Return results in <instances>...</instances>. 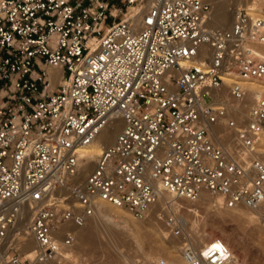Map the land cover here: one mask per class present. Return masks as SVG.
<instances>
[{"label": "built area", "instance_id": "built-area-1", "mask_svg": "<svg viewBox=\"0 0 264 264\" xmlns=\"http://www.w3.org/2000/svg\"><path fill=\"white\" fill-rule=\"evenodd\" d=\"M210 14L207 0H0V247L24 209L35 242L2 264H100L72 261L73 227L98 202L143 219L162 191L264 221V90L241 113L215 93L228 63L264 82V19L240 3L209 28ZM228 91L242 102L238 82ZM118 120L86 168L82 148ZM172 233L182 262L147 264L233 262L220 237L197 247L181 224Z\"/></svg>", "mask_w": 264, "mask_h": 264}, {"label": "bare ground", "instance_id": "bare-ground-1", "mask_svg": "<svg viewBox=\"0 0 264 264\" xmlns=\"http://www.w3.org/2000/svg\"><path fill=\"white\" fill-rule=\"evenodd\" d=\"M207 1L211 4V6H213L214 9V11L210 14L209 20L207 21V26L209 28H225L227 24L229 25L231 23V19L233 16L232 15L233 9L229 11V4H230L229 0H207ZM232 3L234 7L236 5H239L240 3H242L243 5H248L253 10V13L256 16L264 19V0H232ZM262 55L264 56V53ZM194 62L195 61L191 63L193 64ZM221 77L223 78V86L219 90H216L215 93L216 94L218 93L221 96V98L224 100L226 105L232 107L233 109H236L238 112L240 111V113L243 112V110L246 109L249 105L253 104L256 97L258 96V93L264 90V82L255 79L240 78L233 70L232 65L230 63L226 64L225 69L221 74ZM232 82H238L241 85V87L245 90V96L242 102L235 101L230 97L228 93L229 92L228 86ZM121 124L122 122L120 120L114 123H110L97 135V137L91 143H89L88 145L82 148L81 153L82 156L85 157L86 168L94 166V161L96 160L97 156L100 154L103 146L110 145L114 142L115 136L119 131ZM222 126L224 125L221 124L214 125L213 132L215 134L221 135L222 137L221 141L223 144L230 146L231 148H235L236 145L234 143L233 134L226 127H222ZM175 199H177L175 196L162 191L160 193L157 202H155L151 206L148 215L143 219L146 221V223L148 221L151 224L152 230H155L156 233L159 234L160 239L168 240L169 245L166 246L165 249H163V252L166 255L163 256L164 257L166 256V259L168 261L174 262L173 258L177 253V256L179 257V263H181L182 258L179 251L180 246L177 247L176 245H174L173 242L179 241V243L182 244L181 242L183 241L184 237L182 236L175 237L172 232L176 224H181L182 226H184V221L181 217H176L173 212L177 208L176 204L174 203ZM198 200L206 201L210 204H217L219 202L218 198L213 199L212 197L208 196L205 193H203ZM227 209L238 216H245V217L249 216V214H247L246 212V210L248 209L244 207L227 208ZM249 212L252 213L251 211ZM123 213H127L128 215H130L124 209L107 204L105 202H98L96 203L95 206L91 207L88 211L85 222L82 225L73 227L77 234V239H76L77 253L80 254L81 252L82 254L83 252L88 251V249L90 251V249L93 248L95 250V247L104 246L106 244L107 246L108 245L111 246L112 247L111 249H114L115 254L117 253L118 255L123 256L121 250L122 245L124 246L125 244H132V243H134L135 245L139 239L138 232L135 229L131 231L132 232L131 234H128L112 226L115 220H120L123 223H127L128 221H131ZM30 219H31V212L28 211L27 209H24L22 216L15 223L14 230L9 233L4 243L0 247V264L3 263L6 256H9L11 254L10 249L13 246H16V251L19 253L28 254V256H32L34 254L35 242L28 230ZM143 219H136V220H143ZM21 233H24L26 237L24 238L22 237L23 240L20 239L19 241H17L21 237L20 236ZM16 235L18 237L15 240L14 237ZM188 235L191 241L197 247H200L202 243H204L208 239L212 237H217L212 231L206 229L201 233L189 232ZM138 244L140 245V243ZM127 248L125 246L126 249L125 250L123 247L124 251L127 252ZM108 249L110 250V248ZM108 249L106 250L109 251ZM103 250H105V248ZM96 251L97 250L90 251L91 253L89 254L92 255L93 252H95L94 254H96ZM134 252L135 251H133V253ZM232 253L234 256L232 264H240L238 255L233 251ZM135 254H139V252L136 251ZM163 256H157V257L150 256L151 257L150 260ZM126 258L125 261L126 260L127 261L124 264H138L137 263L138 261H136L138 259L137 256L133 255V258L131 257L127 259ZM76 260L77 259L75 258V256L72 255V261H76Z\"/></svg>", "mask_w": 264, "mask_h": 264}, {"label": "rangeland", "instance_id": "rangeland-1", "mask_svg": "<svg viewBox=\"0 0 264 264\" xmlns=\"http://www.w3.org/2000/svg\"><path fill=\"white\" fill-rule=\"evenodd\" d=\"M229 2V11L232 9L234 11L232 0H229ZM211 10L212 13L214 11L213 6H211ZM229 25L227 24L226 27H228ZM174 203L176 204L177 208L173 212L176 217H181L183 219V230L186 234H189V232L201 233L205 229L212 231L217 237H220L226 243V245L231 249V251L238 255L240 264H264L263 220L255 218V216H253V214L250 213L248 210H246V212L247 214H249V216H238L230 212V210L225 207H220L217 204H210L206 201L198 200L196 202L189 201L184 198H177L174 200ZM123 214L127 216L131 221L123 223L120 220H115L112 226L128 234H131V231L135 229L137 230L139 235L138 242L135 245L134 243L125 244L124 246L122 245L121 250L123 256H120L117 253L115 254L114 249H111L112 247L109 245L107 246L106 244L104 246L95 247V250H97L96 254H94L95 252H93L92 255L89 253H91L90 251H95L94 248L90 249V251L88 249L89 252L86 251L82 254L80 252V254H78L75 244L76 255L73 254V256H75L76 259L86 258L91 260H97L100 262V264H124L127 261H125L126 257L133 258V255H135L138 257V259L136 260L138 261V264H147L153 256L157 257L166 255L164 254L163 249H165V247L169 245L168 240L160 239L159 234L156 233L155 230H152V226L148 221L146 223L144 219L136 220L127 213ZM20 236L21 237L17 241L22 239V237H26L24 233H21ZM138 243H140V245ZM173 243L177 247L181 245L179 241ZM125 246L126 248L128 247L127 252L124 251ZM104 248L105 250L110 248L111 252L109 249V251L106 250V252L105 250H103ZM137 248L140 249L141 252ZM13 251H16V246H13L12 249H10V253H12ZM133 251H138L139 254H135V252L133 253ZM130 252H132L133 254ZM124 254L126 255V257ZM164 258H166V256ZM173 261L179 263V257L177 256V253L173 258Z\"/></svg>", "mask_w": 264, "mask_h": 264}]
</instances>
